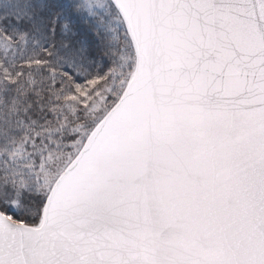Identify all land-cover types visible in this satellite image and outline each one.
Masks as SVG:
<instances>
[{
  "label": "snow or ice",
  "instance_id": "1",
  "mask_svg": "<svg viewBox=\"0 0 264 264\" xmlns=\"http://www.w3.org/2000/svg\"><path fill=\"white\" fill-rule=\"evenodd\" d=\"M0 264H264V0H0Z\"/></svg>",
  "mask_w": 264,
  "mask_h": 264
}]
</instances>
